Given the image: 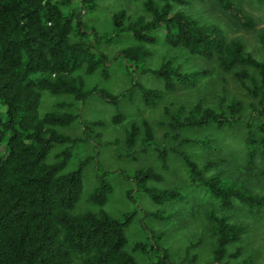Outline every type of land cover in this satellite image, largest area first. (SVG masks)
Masks as SVG:
<instances>
[{
  "label": "trees",
  "instance_id": "1",
  "mask_svg": "<svg viewBox=\"0 0 264 264\" xmlns=\"http://www.w3.org/2000/svg\"><path fill=\"white\" fill-rule=\"evenodd\" d=\"M104 1L0 0V264H253L244 244L246 225L219 214L216 208L208 211L213 249L205 263L200 262L199 253H191L197 243L188 246L180 261L156 241L150 242V248L143 242L129 248L132 212L122 219L104 208L114 188L104 180L111 171L101 172L100 144L91 134L103 122L86 124L79 107L77 112L62 108L79 103L81 108L99 99L117 108L113 122L121 124L126 121L122 102L132 99L136 91L146 106H154L166 92L195 86L210 73L206 68L185 70L182 57L187 61L202 58L232 73L258 100L249 114H244L240 99L224 93L216 105L197 102L170 113L172 131L165 134L163 143L147 119L131 121L126 147L128 152L155 150L164 162L169 154L179 158L190 185L204 189L221 209L263 210L264 193L250 187L243 171L226 170L228 159L221 155L222 148L209 137L194 139L183 132L236 130L243 139L247 170L264 177V27L257 30L260 57L243 40L229 38L225 27L190 12L187 7L193 0H143L142 13L120 8L98 27L89 22ZM250 1L264 6V0ZM212 2L233 23L256 27L239 0ZM115 40L123 46L110 53L105 46ZM158 43L175 54L151 67L149 59ZM120 65L130 79L126 89L112 92L89 85V76L110 78ZM139 73L160 79L162 87L145 86ZM47 95H68L73 101L59 102L45 111L42 104ZM76 121L84 128L83 138L61 130ZM89 141L95 143L93 155L68 169L73 148ZM191 144L215 152L202 163L187 149ZM93 162L94 175L102 180L85 198L88 209L79 210L84 171ZM128 176L156 203L171 204L179 195L173 188L147 186L149 180H165L154 167ZM128 195L133 198L134 190Z\"/></svg>",
  "mask_w": 264,
  "mask_h": 264
},
{
  "label": "rangeland",
  "instance_id": "2",
  "mask_svg": "<svg viewBox=\"0 0 264 264\" xmlns=\"http://www.w3.org/2000/svg\"><path fill=\"white\" fill-rule=\"evenodd\" d=\"M142 1L106 0L97 13L92 16L93 21L90 20L89 23L101 27L102 22L108 21L113 12L120 8H127L130 14L142 13ZM239 3L255 19V28L248 29L233 23L229 15L220 10L212 0H193L187 9L204 21L208 20L210 23L225 27L229 38L243 40L250 51L262 57L257 30L264 27V6L250 0H239ZM122 43L115 40L113 43L106 45L105 49L110 53H114L123 46ZM153 49L154 56L149 59L151 67H157L162 58L175 54L168 51L166 45L162 43H158ZM180 61L185 70L206 68L210 70V73L195 86L179 88L175 92H166L164 97L158 100L154 106H146L142 102L140 93L136 91L132 99H126L122 102L121 111L125 114L126 121L124 120L121 124L113 122V117L118 111L117 108L99 99L94 98L90 102L81 105V108L79 103L77 107L62 109L77 112L79 107L81 109V119L86 124L103 122L102 125L99 123L95 125L91 134L95 139L97 138L100 144L101 172L111 171L104 177V180L111 182L114 188L104 208L114 216L122 219L125 214L132 212V221L127 228L129 248L136 242L148 243L147 248H150V242L156 241L162 247H166L174 259L180 261L186 255L188 246L197 243L198 245L191 249V253H199L200 262L205 263L211 260L213 249L208 211L211 208H216L219 214L246 225L247 232L244 240L245 247H247L246 253L252 256L253 264H264V209L249 210L242 207H235L231 210L221 209L214 204L204 189H194L190 185L182 160L179 158L169 154L167 161L164 162L155 150L128 152L126 128L131 121L141 123L144 119H147L154 128L158 142L163 143L165 134L172 131L168 128L170 113H176L180 109L187 110L197 102L216 105L220 101V96L224 93L227 98L235 97L243 102L244 114L251 112L252 104H258V100L253 98L239 84L232 73L224 72L202 58L187 61L186 57H182ZM122 68V65L116 67L110 78L100 77L99 75L89 76V85L97 84L112 92H120L126 89L130 85V79L124 74ZM138 79L147 87L156 88L163 85L160 79L149 74L139 73ZM64 101L71 102L73 98L68 95H47L42 104L43 110H49L55 104ZM83 129V126L77 121L68 127L61 128L65 133L78 138L84 137ZM99 133L101 135H98ZM237 133L234 129H223L220 131H186L183 132V135L194 139L209 137L211 143L222 148L221 155L228 159L225 164L226 170L232 174L243 171L242 177L246 178L250 187L255 191L264 193V177L247 170L248 162L243 139ZM94 144L93 141L78 143L73 148L74 156L68 169L76 167L81 160L93 155ZM187 149L194 152L202 163L207 159V156L215 152L214 149L207 152L202 149L201 145L196 144L189 145ZM94 167L93 162L85 168L84 193L77 207L79 210L88 209L90 203L85 202V198L95 186L101 183L102 179L96 178L94 175ZM147 167H154L165 175L163 181L149 180L147 182L148 187L179 190V195L173 200V203L159 204L154 202L134 181L128 178V175L133 177L135 171ZM133 190L134 197L130 198L128 193ZM91 206L98 209V205ZM137 255L142 261L146 260V257H142L141 254L137 253Z\"/></svg>",
  "mask_w": 264,
  "mask_h": 264
}]
</instances>
